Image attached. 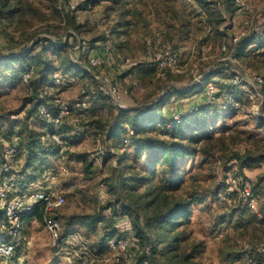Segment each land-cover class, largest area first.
Instances as JSON below:
<instances>
[{"label":"rangeland","instance_id":"rangeland-1","mask_svg":"<svg viewBox=\"0 0 264 264\" xmlns=\"http://www.w3.org/2000/svg\"><path fill=\"white\" fill-rule=\"evenodd\" d=\"M10 1L15 3V0ZM88 1H94L93 6ZM99 1L21 0L17 4L25 8L24 12L12 20L0 18V52H18L25 47L39 51V40L43 38L55 40L63 37L74 43V30L66 27L70 18L67 15L72 13L76 23L83 24V27L78 32L79 39L74 44L71 57L91 65L99 79L85 81L74 78L66 68H60L49 76L53 84L47 82L45 89L54 97L48 103L54 101L57 107L60 104L76 107L62 124L73 122L81 118L82 114L89 118V113L97 111L95 95L98 92L104 93L101 87L110 91L115 86L121 93L117 102L119 105L129 107L147 100L149 102L150 99L161 100L162 112L169 118L177 114L194 113L202 107L203 111L192 115L185 122V135L189 140L192 139L185 140V143L191 144L197 151L194 156L180 162L179 177L184 181L180 185L175 183L177 186L174 185L173 189L158 194L153 188V194H147L150 185H166L163 178L165 175L159 170L155 180L148 185L133 187L132 194L118 189L109 194L107 185H117L116 175L122 171L118 163L121 157L114 156L113 148L104 141V137L97 140L99 133L90 128L94 121L86 118L79 120L78 125L87 130H84L86 136L78 134L77 140L69 148L75 158L71 160L68 156L53 162L58 165L55 166L59 172L56 179L58 183H64L60 186L66 189L64 193L67 196V202L58 214L63 233L78 230L96 246L101 244L103 232L105 234L114 229L115 236H119L126 231L125 225L130 227L132 235L131 216L120 215L117 209L115 219H122L120 225L117 222L111 223L109 220L115 215H112V209L116 202L122 205L126 198L131 199L132 196L138 199L146 193L148 197L141 198L140 204H137L138 207L140 205L139 212L143 217L146 213H164L181 201L190 207L189 216L179 218L177 225L170 226L168 231L161 229L154 233L157 247L154 253L149 251L147 261L150 264H250L253 257L261 259V264H264V223L258 220L262 217L261 201L255 211L243 203L239 192L241 184L257 183L264 171V164L242 167L237 156L264 152V66L258 65V58L254 59L251 55L237 59L233 52H228L227 43L223 39L215 40L216 43L212 44L209 51L205 39L207 24L217 23L219 30L229 31L232 35L242 31L245 26L251 28L255 24L262 25L264 0H249L250 9L242 14L237 13L234 0H227L229 11L221 12L220 0H217L214 9L219 15H215L211 23L207 15L197 14L199 17L192 21L194 26H191L188 37L177 25L186 17L175 14L174 29L170 19L172 13L160 10L157 3L148 2L144 8L148 27H135L134 33L124 36L128 42L122 49L113 45V42L118 41L112 37L114 33L111 32L115 27L121 29L117 24L121 19L120 10L109 15L106 7L110 4ZM72 4L76 5L74 10ZM182 7L188 6L180 1L178 11ZM202 27H205L204 30ZM106 36L110 37L108 43L103 40L104 44H100L98 40ZM107 46H110L108 49L111 55L96 53L99 49L106 50ZM122 57L131 60H126L123 67L119 62ZM91 59L99 60V64L93 65ZM136 63L137 67L155 65L157 70L146 76L135 72L129 74L130 65ZM55 65L60 67L58 62ZM259 75L261 79H257ZM56 76L61 78L60 83L55 82ZM30 78L25 80L23 73L21 78L4 83L9 90L0 93V114L10 117L17 115L19 120L23 114H20L21 110L27 114L23 109L31 105L27 101L33 96ZM78 103L81 105L78 106ZM82 103H86V106ZM46 105L51 109L53 107ZM95 114L96 119H103L111 117L113 113L98 111ZM103 149L112 151L107 160L101 152ZM130 152L131 157H134L133 148H130ZM78 155H85L87 162H82L81 158L76 157ZM147 156L148 152L141 155L135 171L149 161ZM70 169L72 174L69 180L64 179L63 172ZM58 186L54 185V188L58 190ZM104 193L106 197L109 194L113 207L104 208L106 202L100 201V198H105ZM2 213L0 208V220ZM98 213L107 219L104 225H98L92 231L81 223L70 227L75 215L93 216ZM41 214V219L31 216L26 222V241L20 252L23 258L18 264H70L71 259L78 256L79 247L55 248L45 225L44 214ZM143 217L141 221L145 222ZM130 231L127 230L129 234ZM2 236L0 234V240ZM131 237L135 244L131 243L127 257L117 262L102 252L98 264H140L143 251L148 250V246L137 237Z\"/></svg>","mask_w":264,"mask_h":264},{"label":"trees","instance_id":"trees-1","mask_svg":"<svg viewBox=\"0 0 264 264\" xmlns=\"http://www.w3.org/2000/svg\"><path fill=\"white\" fill-rule=\"evenodd\" d=\"M109 1H111V4L107 7L109 15H111L113 11L120 10L121 19L117 24L121 29L117 30V27H115L113 31L111 30V32L114 33L113 38L118 41L117 43H114L115 46L118 49H122L127 46L128 42L127 38L122 39V37L129 36L134 33V28L139 27L140 22H145V16L143 15V12L137 8V6L145 3L146 0ZM180 1L181 0H157V4L160 10L172 13L170 19L174 23V25H171L174 29L176 26L175 14H179V17H189H186V19H183L181 23L179 22L177 24L180 26L183 34L187 36V34L191 32V26H194L192 21H195L196 18L194 20L193 18L197 17V15L195 12H191L186 15L185 11L187 10V7H182V10L178 11L177 6L180 4ZM215 1L217 0H197L198 4L205 9V13L211 23L213 17L215 15H219L214 9ZM19 2L21 3V0H15V3H11L10 0H0V18L3 20H12L17 16V14L24 12L25 8L17 4ZM232 12L233 11H231V13ZM67 16L70 18L66 27L74 30V43H70L69 39L64 40L63 37H57L55 40L43 38L39 40V51H34L35 49L33 47H25L21 49L19 53L12 51L6 53L0 52V91L5 87L4 83L9 80L21 78L25 72H31L29 84L32 89L33 96L29 99V101H27L28 103H31L30 112L25 115L23 120L27 119L29 115L36 116V118H39L41 121L46 120L37 114L39 105L45 103L53 105L52 110L56 113L57 103L54 101L52 103H48V100L53 99L54 96L49 95V93L45 96L42 95L43 91L46 90V83H49L50 81L49 85L53 84V81L49 78V76H51L56 70L66 68V71H71V77L79 78L85 81L90 79L93 81L96 80L92 73L86 69L91 65L81 61L76 62L71 57V53L75 46L74 44L79 39L77 37L78 32L81 31L83 24L76 23L75 17L72 13ZM212 26L214 36L216 34L215 40H222V38L226 36L225 43H227L228 52H233L237 59L241 60L242 58H246L251 55L254 59L258 58V60H256L258 65L264 66V23H262V25L255 24V26L251 28L249 26H245L244 29H246V31H244V34L240 36L239 41L236 43L233 42V35L229 31L223 33L219 30V24L217 23ZM55 62H58L60 67L55 65ZM156 70L155 65H140L136 69V74L146 76L155 73ZM94 103L96 106L95 110L97 111H92L93 116H95V113L98 111L107 113L112 112L113 114H111V117H105L103 119H96L97 117L95 116L92 120L94 121V124L90 128H92L94 132L96 131L99 133V137H104V141L109 146L111 145L110 147L113 148L112 151L115 152L114 156L117 155L121 157L118 163L120 164L119 170L122 171L116 175L117 185H114L113 183H109V185H107L109 194L111 192H115L117 189L120 190V192L125 190V192L128 191L129 194H132L131 189L133 187L148 185L150 182L155 180L159 170H162L161 173L165 175L163 178H165L166 185H163V187H160L157 183H155V185H150L149 192H147L148 195L153 194L154 189L159 194L163 191L173 189L175 183H177V185L183 183L184 179L182 180L181 177H179L181 171L179 164L181 161L194 156L197 151L191 144L185 143V140H189V137H186L185 135V122H187L192 115L201 111L203 109L202 107L198 108V110L194 111V113L185 114L181 123H175L172 118L166 117V115L162 112L163 102L157 99H150L149 102L147 100L145 103L140 105H134L128 107L127 109H122L119 107L118 103L115 102L111 94L98 92L95 95ZM10 118V116L0 114V121L10 123V126L8 127L9 129H7L6 132L7 136L11 134L10 129L15 123V120L12 121ZM22 122L23 125L19 129L18 133L22 135V144L25 142V144L29 147L30 154L28 155L26 163L28 164L27 166H32L31 172L27 175V180L35 179L36 176L43 171V169L49 166L48 164L51 161L53 162L59 158H66L68 156L71 160L75 158L69 151V148L75 139H72L70 134H64L70 132L69 129H63L62 131L59 127V131L65 142L64 148L62 149V146L56 144L46 145L45 140L41 137L42 133H40L38 129L31 127V124L29 125L24 121ZM169 125L171 126L169 127ZM52 127L53 126L50 125L49 129ZM84 130L86 131L87 129ZM90 132L91 130L88 133ZM81 134L85 135V133ZM130 148L131 150L133 148L134 157H131L132 153L130 152ZM112 151L107 149L105 160L110 158ZM145 152H148L147 157L149 161L144 163V165L141 166L142 168L138 171H135L137 166L136 162L138 163L140 161L141 155ZM237 156L242 167H256L264 164V152L258 155L244 156L241 154ZM76 157L81 158L84 163L87 162L85 155H78ZM55 173L59 174L56 168ZM18 177H21L20 174ZM251 189L261 201L262 217H259L258 220L264 223V171L260 175L257 183L255 185H251ZM108 193L104 208L113 207V202L111 203V201H109L110 199ZM147 194L143 193L138 199L132 196L131 199L126 198L122 205H119L120 202H116L115 207L112 209L114 211L112 215H115L109 220L111 223L117 222L118 225H120L119 222L122 219L119 217L115 219L118 215L117 209H119L120 215L131 216L132 222L130 223L134 232L132 236L137 237L141 242L146 244L145 246H148V250L143 251L144 253L140 259V264H150L149 261H147L149 251L150 253H154L157 247L154 241V233L159 232L161 229L164 231L170 230V226L177 225L180 222L178 219L186 215L189 216L190 212L188 203L185 204L181 201L180 203L171 206L169 210L164 213H153L151 215L146 213L143 217V215L139 212L140 205L138 207L137 204H140L141 201L139 200L141 198L148 197ZM118 205L120 206L119 208ZM41 213L42 212L39 210L29 213L26 216V222L31 216H36L38 219H41ZM102 216L103 214L101 213L93 216L75 215L72 217L70 227L74 226L75 223H81V225L86 227L88 226V229H90L89 231H92L96 229L98 225H104L105 220L107 219ZM141 217L145 219V222L141 221ZM254 218L257 217L254 216ZM125 226L126 229L130 231V227L127 225ZM116 230L121 233L118 228ZM107 232L108 233L105 234L103 232L102 242L99 246H97L100 250L103 249L105 240L108 237L114 236L116 233L114 229ZM131 232L132 231H130V234ZM132 243L135 244L133 238ZM253 260L258 262V264L262 263L261 259L257 257H253L251 261Z\"/></svg>","mask_w":264,"mask_h":264},{"label":"built area","instance_id":"built-area-1","mask_svg":"<svg viewBox=\"0 0 264 264\" xmlns=\"http://www.w3.org/2000/svg\"><path fill=\"white\" fill-rule=\"evenodd\" d=\"M234 5L237 13L242 14L250 9L249 0H234ZM71 7L74 10L76 5L72 4ZM243 34L244 32L234 33L233 42H238ZM90 61L93 65L99 64V60L91 59ZM121 63L123 67L127 61H122ZM28 78H30V72L24 73V79L28 80ZM261 78L262 76L260 75L257 77V79ZM55 82L60 83L61 78L56 76ZM134 83L136 82L134 81ZM110 94L117 103L121 94L119 88L112 86ZM80 105L81 103H78V106ZM82 105L86 106V103H82ZM74 108L76 107L60 104L56 109V113H54L47 105L41 104L38 107L37 114L53 126L43 135L46 145L56 144L62 146V149L64 148L65 142L59 127L65 117L74 111ZM183 116L182 114H177L172 119L175 123H181ZM5 141L4 147L0 150V173L4 177V179L0 180V208L3 210L0 220V228L2 229L0 234L3 235L0 240V264H18L23 258L20 252L26 241V216L35 210H39L44 214L45 225L51 234L52 245L55 248H60L61 246L65 248L79 247L78 256L72 258L70 264H98L102 252H105L111 260L117 262L127 257L132 243V235L127 233L126 228V231L119 236L108 237L105 240L103 249L100 250L99 247L95 246L89 238L78 230H72L66 234L63 233L58 213L67 202L65 193L58 191L51 185L38 186L33 184L19 187L9 182V176L16 175L22 168V164L16 165V161L21 157L23 150L22 135L14 132L10 137L5 138ZM239 192L243 203L257 211L259 198L253 193L251 185L248 183L241 184ZM250 264H258V262L253 260Z\"/></svg>","mask_w":264,"mask_h":264},{"label":"crops","instance_id":"crops-1","mask_svg":"<svg viewBox=\"0 0 264 264\" xmlns=\"http://www.w3.org/2000/svg\"><path fill=\"white\" fill-rule=\"evenodd\" d=\"M101 2H108L109 4H111V1H109V0H100ZM99 1V2H100ZM154 1H155V3H157V0H146V2L145 3H143L142 5H143V7H139L140 6V4L137 6V8L138 9H140L142 12H143V15L145 16H147V14H146V9H144L146 6H148V2H153V4H154ZM183 3H185L188 7L186 8L187 10L185 11V14L186 15H188V13H191V12H195V14L197 15V14H204V16H206L207 14L205 13L206 11H205V9L203 8V7H201L199 4H198V2H197V0H181ZM89 2V1H88ZM94 2V1H93ZM93 2L91 1V2H89L90 4H91V6H93ZM94 4H96V3H94ZM220 4H221V6H220V8H222L221 9V12H227V11H229L228 9V6H227V0H220ZM109 6V5H108ZM107 6V7H108ZM106 7V8H107ZM192 8V9H191ZM152 11H154L153 9H151ZM158 10H159V8H158ZM106 12L109 14V11L108 10H106ZM155 12V11H154ZM185 17H187V16H185ZM198 17H199V15H198ZM197 17V18H198ZM187 18H189V17H187ZM196 17H194L193 18V20L195 19ZM135 19H137V18H135ZM147 20H145V22L144 21H142V22H140V27H142V28H147L148 27V22H146ZM205 26H207L206 28H207V33L205 34V36H206V40L208 41V44H209V51L212 49V44L215 42L214 40L216 39V37L214 36V32H213V26L212 25H210V24H207V25H205ZM203 28V30H204V28L205 27H202ZM243 30L242 31H239V32H244V31H246V29H244V28H242ZM223 32H225L226 33V30H223ZM77 36V35H76ZM112 36V35H111ZM78 37V36H77ZM113 37V36H112ZM107 38V39H106ZM106 38L104 37V39H100V40H98V42L100 43V44H104L103 43V40L104 41H107V43H108V41H109V39H110V37H107L106 36ZM225 38H226V36H224L222 39L223 40H225ZM122 39H124V37H122ZM121 39V40H122ZM126 39V38H125ZM218 40H221V39H218ZM113 45L115 46V44H114V42H113ZM110 46H107V49L106 50H97L96 51V53L98 54V55H104V56H106L107 54L108 55H111V53H110V51H109V48ZM95 51V50H94ZM92 52H93V50H92ZM18 53H19V51H18ZM91 57V55L89 56V58ZM128 59H124L123 57L121 58V59H119V62L121 63L122 61H126V60H128V61H131V60H129L130 58L129 57H127ZM74 61H76V62H79V61H77V60H74ZM131 67H130V69H129V74L130 73H133V72H135L136 73V69H137V63L136 64H134V65H130ZM86 68V67H85ZM92 68V69H91ZM87 70H89L91 73H92V75L94 76V78L95 79H99V77L97 76V73L93 70V67H88V68H86ZM131 71V72H130ZM128 74V75H129ZM100 86H102V82H101V85ZM101 89L104 91V93L105 94H110V91H108V90H106L105 88H103V87H101ZM7 90H9V88H7V87H4V88H2L1 89V93L3 94V93H6V91ZM47 91V90H46ZM46 91H43V93H42V95L43 94H47L48 93V91L46 92ZM119 105V104H118ZM30 104H29V107L28 106H26V107H24V109L23 110H26L27 111V114H28V112H30ZM28 107V108H27ZM119 107L120 108H122V109H127L128 107L127 106H122L121 104L119 105ZM129 107H131V106H129ZM24 114V115H27L26 113H25V111L24 112H22V110H21V112H20V114ZM23 114L22 115H20L21 117V119L19 120V117H17V115H14V116H12L10 119L12 120V121H14L15 120V123L13 124V127L10 129V131H11V134L12 133H14V132H18L19 131V129L22 127V121H24L25 123H27V124H31V127H34V128H36V129H38L39 131H40V133H42V136L41 137H43V135L47 132V130L49 129V127H50V123L47 121V120H43V121H41V120H39V118H36V116H33V115H29L28 116V118L27 119H24L23 120V118L25 117H23ZM85 114H87V113H85ZM83 118H86L87 120H93V118H95V116H93V114L92 113H90L89 114V118H88V116L87 117H85V115H83L82 114V117L81 118H77V119H74V121L73 122H66V123H64V124H62V125H60V129L63 131V129H69V131L70 132H67V133H64V134H67V135H73V138L72 139H75V140H77V137L76 136H78V134H81V133H79V132H83L84 131V129H85V127H83V126H81V125H78V122H79V120L81 121V119H83ZM86 119H84V120H86ZM10 123H8V122H4V121H0V150L4 147V144H5V138H8V137H10L11 136V134L10 135H8L7 136V134H6V132H7V129H9L8 127L10 126L9 125ZM89 128V127H88ZM75 132V133H74ZM84 133V132H83ZM83 136H86V135H83ZM91 137V136H90ZM96 140V139H95ZM97 140H100V137L97 139ZM23 150H22V152H21V157L16 161V165H18L19 163L20 164H22V168L18 171L19 173H17L16 175H11V176H9V182H11V183H13V184H15L16 186H19V187H26V186H29V185H33V184H35V185H38V186H49V185H51V186H53L54 187V185H59L58 186V190H60L61 192H65V188H63L62 186H60V185H64V183H58L59 181L56 179V176H58L59 174H55V166L57 167L58 165L57 164H53V162L51 161L48 165L49 166H47L45 169H43V171H41L39 174H38V176H36V178L35 179H32V180H27V175L31 172V169H32V166H27L28 164L26 163V161H27V158H28V155L30 154V150H29V147H28V145L27 144H25V142H23ZM101 152H103L105 155L107 154V150H101ZM62 158H64V157H62ZM70 162H72V161H70ZM66 166H68L69 168H71L70 167V165L69 164H66ZM65 166V167H66ZM19 174H20V176L22 177H18L19 176ZM72 174V172H71V169L70 170H68V171H65V172H63V175H64V179H67V180H69V177H70V175ZM2 179H4V177L2 176V173H0V180H2ZM22 179V180H21ZM22 184V185H21ZM64 190V191H63ZM100 192H102L101 190H102V188L100 187ZM103 191H104V189H103ZM104 196H105V198L104 199H102V198H100V201L102 202V203H104V201H106V194L104 193ZM3 214V213H2Z\"/></svg>","mask_w":264,"mask_h":264}]
</instances>
